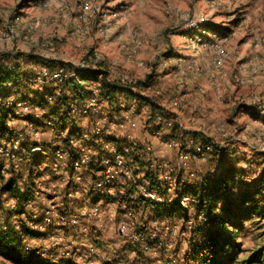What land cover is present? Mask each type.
Instances as JSON below:
<instances>
[{
    "label": "rangeland",
    "instance_id": "374dc122",
    "mask_svg": "<svg viewBox=\"0 0 264 264\" xmlns=\"http://www.w3.org/2000/svg\"><path fill=\"white\" fill-rule=\"evenodd\" d=\"M204 26L212 31L203 30ZM2 57L9 68L17 66V76L30 79L27 86L8 81L4 92L16 89L28 96L33 107L53 89L51 79H44L45 72L54 68L47 67L48 61L71 67L87 60L89 68L106 70L110 82L143 81L150 75L152 83L135 92L165 117L176 116L182 131L203 132L220 145L221 161L212 166L210 157H205L209 165L203 172L202 167L192 172V184L205 183L210 171L222 165H234L240 172L239 189L254 187L264 174V0H0ZM1 99V104L6 102L3 95ZM3 105L0 117L8 112V131L14 135L29 128L35 110L24 116ZM148 108L130 111L116 106L112 111L105 103L87 116L75 117L81 133L101 119L108 136L121 141L130 134L142 146L150 143L138 142L139 136L155 129L143 125ZM126 117L141 126L129 129ZM32 128L35 125L28 136L33 143L40 141L51 149L55 130L47 125ZM7 137L0 138V148H9ZM2 162L8 165L6 159ZM42 175L39 170L36 178ZM167 177L162 179L174 176ZM43 178L40 185L36 181L34 197L26 204L27 215L12 218H23L38 231L39 237L23 240L26 248L36 249L42 257L71 259L76 264H178L188 248V226L181 218L155 221L149 218V208H124L115 196L92 202L95 198L88 186L68 196L60 181ZM169 194L160 198L172 199L173 191ZM6 202L0 204L1 221L7 212L4 206H16L13 200ZM193 202L186 205L191 216L188 225L194 221ZM260 224L258 219L244 222L246 228L238 231L240 257L263 242ZM0 264L11 263L0 254Z\"/></svg>",
    "mask_w": 264,
    "mask_h": 264
},
{
    "label": "trees",
    "instance_id": "16d2710c",
    "mask_svg": "<svg viewBox=\"0 0 264 264\" xmlns=\"http://www.w3.org/2000/svg\"><path fill=\"white\" fill-rule=\"evenodd\" d=\"M211 29L209 26H204L203 28L205 31H212ZM4 60H6L5 57L0 59V96L7 97L10 92H4V86L8 81H12L17 76L16 71L18 68L17 66L9 68ZM45 64L49 68L63 65L62 63L57 64L52 61L45 62ZM107 73L104 69H95L82 76L83 83L71 80L65 83L64 87H69H66L67 89L73 88V98L83 99L86 94L79 95L78 92L82 91L83 87L89 82H97L100 99L112 111H115V103L118 96H124L126 102H130L133 98H136V104L134 105L136 110L141 109L143 106L149 107V118L144 121V127L147 129L150 127L159 128V126L154 125V113H159L160 109L148 98H144L134 92L139 86L151 84V76L147 75L143 81L135 80L122 83L117 80L115 82H107ZM67 103V96L62 95L53 104L41 102L39 98L38 104L46 108L49 116L52 115L57 119L56 126L58 128L65 129L66 125H68V128H66L67 135L77 136L82 125L79 124V120L75 116L68 112L66 109ZM247 109L248 113H252L250 112V108H242V111ZM88 114L83 116H87ZM8 115V112H5L0 117V138H6L7 135V138L13 136L7 128L6 119ZM166 118L173 121L170 131L165 132L162 139L179 140L182 143L191 139L193 143L198 142L205 146L211 145L212 149L209 152V161H212L213 164L221 161L219 157L221 148L211 144L210 138L201 132L182 131L178 124L174 122L176 116L166 115ZM127 146H129L128 151H122V155L133 166L134 173L141 178H149L151 182L149 188L157 195L163 197L170 196L166 186L160 187L157 174L149 171L147 168V164L142 157L141 147L130 144H127ZM37 164V160L32 159L24 165L21 163L17 170L9 165L6 175H3L0 170V204L5 205L6 201L12 200L16 204L13 208L4 206L7 212L3 216V221L0 220V254L5 255L11 264H76L71 259L64 260L61 258L56 261L53 259L54 256L44 255L42 257L36 254V249L26 248L23 239H35L39 237V233L34 228H31L27 221L22 220L23 218H17L18 220L12 219L14 218L13 215H27L28 213V210H25L26 204L34 197L36 189V174H33L32 167L36 168ZM223 166L218 171H210L209 180L205 181V183L202 181L200 185L193 183L191 186H176L170 203L166 201L157 202L137 194L134 204H129V195L134 191L132 187H126L123 195L119 196L116 194L115 197H118L120 201H125L127 206L133 205L132 208L135 206V210L143 207V209L149 208L152 211L149 218L155 221L167 219H171L172 221L181 218L186 222L185 224L188 226L186 231L189 235L186 241L188 248L177 262L178 264H264V240L258 248H254L244 257L239 256V252H242V249L236 242V239L239 237L238 231L246 228L243 226V223L253 222L254 219L260 221L262 229L260 235L264 237V174L259 178L254 187L239 189L236 184L240 183L237 181L240 179V172L236 170L234 165ZM99 168L97 164L89 165L86 175H89L93 179V171H97ZM140 170L142 171L141 174ZM193 185L198 187L193 188ZM222 190L224 193L220 194ZM232 192L237 193L236 196L227 197ZM90 196L95 198L94 200L90 199L92 202L111 198L99 195L94 196L92 190H90ZM184 196H188L194 201L193 204L191 203L194 212V217L192 218L194 221L191 225H188V222L191 220V216L188 215V207L180 204V199ZM222 196L226 198L224 199ZM116 199L112 198V200Z\"/></svg>",
    "mask_w": 264,
    "mask_h": 264
},
{
    "label": "built area",
    "instance_id": "2783aa9c",
    "mask_svg": "<svg viewBox=\"0 0 264 264\" xmlns=\"http://www.w3.org/2000/svg\"><path fill=\"white\" fill-rule=\"evenodd\" d=\"M88 63L89 61L86 60L73 64L71 67H69L70 65L56 66L48 70V72H45L46 77L44 79L48 77L51 79L53 82L51 85L53 89L46 97L40 99L49 104H53L62 95H66L68 98L66 109L73 116L77 114L85 115L91 111L100 109L105 102L100 99V91L97 82H89L83 87L82 91L78 92L79 95L86 94L83 99L73 98V88L67 89L69 87H64V84L71 80L83 83L82 76L94 70L93 68H89ZM119 81L126 83L132 80L119 79ZM13 82L15 85L27 86L30 79L18 75L15 76ZM107 82H110V80ZM7 91L10 93L7 97H3V100H6L5 103L3 102L4 105L1 104L2 99L0 100V107L2 105L5 109L12 107V109L17 110L16 112L21 111L24 116L26 113L35 110L36 115L30 119L31 121L28 127L30 128L35 125V128H32L33 130L40 125H47L50 129L55 130L54 140L56 141L51 145L52 148L48 149L41 145V142L38 140H36L38 143H33L28 136L30 133L29 128H25L23 131L14 134L11 138H7V146L9 148H0V159H2L0 162L1 172L6 174L9 165L17 170L21 163H29L32 159H36L38 164L36 168L32 167V172L35 175L40 170L44 175L38 176L35 181H39L40 185L41 181H44L43 176H45V181L52 182L51 180L53 179L60 181L61 185L66 186L69 190L68 196L73 195L71 192L72 190H76V194L77 190L82 189L85 191L87 186L92 190L93 195L110 197L117 194L121 196L125 193L126 187H132L134 191L129 195V204H134L137 194L151 200L170 203L171 199H162L160 198L162 196L157 195L149 188L151 184L149 178H141L134 173L133 166L129 164L127 159L122 155V151L127 152L129 149L127 144L141 147L142 157L143 160L145 159L144 161H146L147 168L149 171L157 174L160 187L163 188L166 186L167 192L169 193L171 191L175 192L176 186L192 185L191 178H189L192 176L190 173H184L182 166L194 159H205V157L209 156V152L212 149L211 145L205 146L198 142L193 143L191 139L183 143L179 140H171L174 147H179L177 150L178 159L171 163L167 158L155 156L151 144L144 143L142 146L137 144L130 134H127L126 138L121 141L108 136V129L103 126L101 127V119H97L94 126L84 130L82 133L79 132L77 136L67 135V129H61L56 126L57 120L54 116H49L47 114L49 117H46L44 115L47 112L45 107L41 108L39 104H36L35 107L31 106L28 96L16 89ZM37 100V103H39V99ZM125 103L126 101L122 95L116 98L115 104L118 108H129L130 111H133L136 98H133L129 105ZM143 112L148 113L144 109ZM161 114L162 112L154 113V125L159 126V128H155L154 131L150 133L158 140H163L162 137L164 133L170 131L173 121ZM125 119L132 128L136 126L133 120H128L127 117ZM174 122L179 126V122L176 118ZM191 132H194V130H191ZM201 133L204 134L203 132ZM29 142H32L30 146L27 145ZM211 144L217 145L212 139ZM31 153H36V155H31ZM4 159L7 160V166L2 162ZM91 164H97L100 167L99 170L93 171V179H91L89 175H86V171ZM163 173H166L165 177H162ZM167 174L169 178L174 176L172 180L165 181L162 179L166 178ZM51 185L52 187H56L55 185L53 186V184ZM36 187H38L37 182ZM192 201L193 199L190 197L184 196L180 199V204L187 205ZM120 202L121 206L126 208V202ZM10 207L13 208L14 205ZM120 231L125 233L124 226L120 228Z\"/></svg>",
    "mask_w": 264,
    "mask_h": 264
},
{
    "label": "crops",
    "instance_id": "0c3cea01",
    "mask_svg": "<svg viewBox=\"0 0 264 264\" xmlns=\"http://www.w3.org/2000/svg\"><path fill=\"white\" fill-rule=\"evenodd\" d=\"M136 126L135 128L138 129L141 122H137L134 118L132 119ZM129 129H133L130 125H128ZM190 129H187L186 131L188 132ZM191 131V130H190ZM140 141H146L149 142L152 146V149L154 151L155 156L160 157V158H170L173 159L174 161H177L178 159V154L177 150L174 148L173 143L171 140H158L154 138L147 130L143 133V136L138 138V142ZM142 145V144H141ZM210 156H208L209 158ZM211 165L213 166V162L210 161ZM209 165L208 163L205 162V159H194L188 164L182 166L184 173H190L191 176L193 175L192 172L196 171L200 167V172L205 171V166Z\"/></svg>",
    "mask_w": 264,
    "mask_h": 264
}]
</instances>
